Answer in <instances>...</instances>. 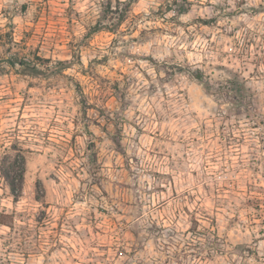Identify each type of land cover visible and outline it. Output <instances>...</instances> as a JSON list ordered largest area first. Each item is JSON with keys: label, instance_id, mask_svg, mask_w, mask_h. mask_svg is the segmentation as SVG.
Returning <instances> with one entry per match:
<instances>
[{"label": "rangeland", "instance_id": "rangeland-1", "mask_svg": "<svg viewBox=\"0 0 264 264\" xmlns=\"http://www.w3.org/2000/svg\"><path fill=\"white\" fill-rule=\"evenodd\" d=\"M128 1L0 0V160L25 157L17 200L0 175V264H264V0Z\"/></svg>", "mask_w": 264, "mask_h": 264}, {"label": "trees", "instance_id": "trees-1", "mask_svg": "<svg viewBox=\"0 0 264 264\" xmlns=\"http://www.w3.org/2000/svg\"><path fill=\"white\" fill-rule=\"evenodd\" d=\"M138 0H129L125 3L126 11L129 12V8ZM191 3L189 0H173L167 3L166 11H173L178 15H184L190 10ZM10 68H18L17 72L21 75L32 77H48L39 69L35 63L27 58L20 57L16 54L5 60ZM46 63H51L50 60H43ZM69 64L65 61L53 62L50 69L51 75H57L62 73L65 69L69 68ZM181 70V68L179 69ZM189 76L194 79L199 85L203 87L206 93L213 94L217 97H223L228 99V103L231 106V110L234 111H250L254 105L253 96L245 86L244 82L239 80L238 77L233 76L229 78L224 84H213L200 69H190L188 71ZM116 145L118 142L113 140ZM6 155L0 160V175L8 186L12 196L17 200L22 193L24 174H25V157L22 149L17 146H11L10 149H6ZM8 151H12L13 154H8ZM89 167L92 169L93 174H98V164L95 153L89 149V155L87 157ZM215 241L210 242L207 247L216 252L222 251V244L220 240L214 236Z\"/></svg>", "mask_w": 264, "mask_h": 264}]
</instances>
